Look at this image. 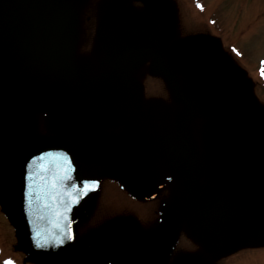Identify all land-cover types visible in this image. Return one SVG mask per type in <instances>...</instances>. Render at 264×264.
<instances>
[{
	"label": "rangeland",
	"instance_id": "1",
	"mask_svg": "<svg viewBox=\"0 0 264 264\" xmlns=\"http://www.w3.org/2000/svg\"><path fill=\"white\" fill-rule=\"evenodd\" d=\"M220 2H222V0H203L204 9L202 8L199 10L197 8L195 9L192 0H181V4L179 3V5H176L174 7L173 20L171 21L172 35L174 39H180L179 41H181L186 40L190 36H195L197 38L190 41V43L193 44V42H195L196 45L200 44L199 46H201L202 44H209V46L212 47L214 51H219L220 44L223 49L222 53L227 58L229 65L240 66L245 71L246 77H251L250 79L254 81L260 80L261 82L262 80L264 85V75H262L261 73L262 78L259 79L256 74L259 62H261L262 59L264 60V0H224V3L222 4H220ZM214 6L215 9L212 8ZM176 9H180L181 17L182 19L184 18L185 21L180 18L179 10ZM170 12L171 10L168 14L169 18H171ZM176 12L178 13V15L176 14ZM154 31L155 34L158 33L157 27ZM87 34L88 37H91L89 36L90 33ZM87 40H92V38H87ZM183 43L186 44V42ZM89 45L90 48L93 47L92 42H90ZM182 48H184L185 52L188 51L186 45H183ZM210 55V51H207L206 56L208 57V61L211 64V67L217 68L218 62L215 58L210 57ZM183 57H185L184 54ZM150 59H153V55L150 57ZM168 63L169 59L167 55L162 53L159 56L155 67H152V64H149V67L146 71V73L150 74L154 71V69H156L159 71L157 73L158 76L149 77V75H146L140 81L139 84L147 85L151 82L150 86H152L153 89H155L156 86H159L155 89V92L158 93L159 91L160 96L161 94L163 96H161L160 98L166 100L168 104L170 103V93L168 91V87L172 86V113L176 117L175 120H179L180 122L182 119L178 115V107L181 106V99L179 98L176 91L173 90V88L176 87L177 82L179 87H181L183 94L186 96V84L184 83L183 79L184 75L180 72L177 73L176 79L170 77V75L166 73L160 72V68L165 67ZM137 72H140V74L145 73L142 68L137 69L135 73ZM253 90V94L251 93V95L257 97V99H259L260 101H264V88H262L259 84L258 88L254 85ZM164 91L166 92V94H164ZM151 95H153V92L150 93L149 91L145 97ZM193 98H195V105L198 107L200 103L199 98ZM147 109L152 111L151 108ZM158 109H160L161 111H165L166 108L161 105ZM158 109L157 112L161 114ZM188 121H193V118L190 117ZM208 121L209 118L207 117H205V119L203 120V122L205 123ZM197 122L199 124H203L206 127V125L201 120H198ZM26 127V121H15L12 125V131H22ZM229 128V125L222 127V129ZM205 131V128L201 125H185L183 128L184 137L186 138L187 142L191 145V149H186L185 146L182 144L174 143L173 145L174 150L177 153L182 152L183 155H179L185 156L183 159L189 161V164H187L188 166H182L180 168L173 167V186L184 187L188 184H192L197 181V191L195 194L196 197L198 195L199 197L197 200L195 197L196 202L193 204V207L189 211L188 215H191L192 213L196 212L201 207V204H203L207 199L225 192V185L223 184L224 176L219 173L215 168V165L217 163L224 161V156H222L221 154L219 157H217L214 153H212L211 149L206 146V135L203 137H199L196 135V133ZM149 134L150 133L146 132L143 134L146 140L149 139ZM105 138V136H98L97 141L100 145L105 144ZM201 138H203V140ZM241 139L242 137L237 135L236 138L233 137L231 139H227L229 143L231 142L230 145H227L226 143H224V145H235L236 143L234 142H239ZM92 143V141H88L87 144L92 145ZM100 155L101 161L106 163L108 153L102 151ZM160 160L163 161L162 165H166L165 170L167 172H169L172 166L175 165L174 162L173 165L169 163L168 156L164 157L163 155H161ZM192 164L194 165L195 169L192 168ZM92 175L99 179V177L97 176V171L94 170ZM104 183L107 187L106 189H101L97 198L98 202L102 203L106 200H111L118 205H120L121 203L131 202L124 190L120 188L118 182H114V180L109 179L104 181ZM202 194L203 198L206 199L204 202H202ZM173 208L177 209V205L173 204ZM130 210H133L134 212H130ZM125 211L128 212V218H130L131 215L135 216V208L129 209L128 206L126 207ZM118 216L119 215H112L106 220L114 219ZM173 216L166 215L162 218L160 216H157L155 219L151 220V225L148 223V220H146L145 217L142 216H138L137 221L140 223V226L143 231L153 230L161 234L165 229L170 228L167 237L173 235V226L179 231L180 229H182L181 232H184L186 234H192L191 229L185 228V225L187 223H190L189 217H184L173 225ZM83 221L84 222L82 223L81 231H79V234L77 235L78 245L87 244L89 237L91 238L93 236L94 232L99 228V225L102 223V221H92L90 219ZM159 237L160 236L158 235V239L156 241L150 240L148 244L150 246L153 245V247L158 246L161 251L162 249L160 246ZM194 239L195 236L190 238L191 241L188 239L186 244L183 246L185 255L189 257H195L197 255L196 252L188 248L190 245L192 247L201 246V242H196V240ZM16 242L17 241L14 235V230L10 226L6 218L3 216L2 211L0 209V249L2 245L5 247V250L3 251L4 261H1L0 259V264H4L5 262H9V264H22V258L24 259L27 256L22 252H16ZM166 248L169 252V263L173 262L174 264H183L186 261V258H175V256H173L172 258L171 249L168 247ZM57 255L58 254H56L55 259L53 257H51V259L56 262L60 261V258H58ZM257 260L264 262V253L261 254V256L257 258ZM38 261V264H40L41 261ZM42 261L44 262V264L45 262H47L45 259Z\"/></svg>",
	"mask_w": 264,
	"mask_h": 264
},
{
	"label": "water",
	"instance_id": "2",
	"mask_svg": "<svg viewBox=\"0 0 264 264\" xmlns=\"http://www.w3.org/2000/svg\"><path fill=\"white\" fill-rule=\"evenodd\" d=\"M12 6V2H8L0 17L1 44L7 42V45L17 47L18 49L19 43L15 32L29 34L36 45L38 42H42L45 38L49 37L48 35H50V33L47 29V22L50 16L39 1H33L31 3L25 2L24 6L27 7L28 11L25 12L18 20L13 19V13L11 12ZM14 58L15 56H12L1 61V64L4 66V73L2 77L0 76V108H2V111L5 114L26 106V101H28L29 97V95L26 97V91H22L21 89H18V91L21 93V98H18V96L16 97L17 93L13 84H18L21 88L26 90L27 83L25 76L23 77V74L21 73L23 71H21L19 66L15 65ZM70 90L72 92H69ZM10 91L16 95H10ZM64 99L66 101L65 114H63L61 117H58V115L55 113V119L61 124H67L64 126L66 128L65 132L72 134L74 132L73 129L75 128V125L70 124V122L74 123V119H77L78 115H81L83 111L81 108L84 107L88 102L93 101L90 93L86 89L76 85L72 81L59 83L52 95L53 108H55V106L58 104H62ZM15 101L18 103L13 108L9 103ZM247 106L248 103L241 101H235L230 104V107L236 110L245 108ZM48 149H53L55 151L54 154L56 158L59 156L64 160H72V163L76 168L75 173L78 177L81 176L85 165L88 162V158L84 152L72 151L48 140L38 138L14 140L9 145L6 152L2 155L0 160V169L3 170L7 175L11 176L12 172L9 171V169L13 167L17 161L26 165L29 160H32L37 155L36 152L38 150L46 151ZM215 203H212L205 209L198 221H200L207 214L208 210ZM4 207L18 228V232L20 233L24 242L28 243L27 239L29 240L30 249L36 253L46 250L47 247H44L43 249L36 248L33 241L31 242V237L34 236V240L35 238L38 240V244H36L38 246L41 244L42 247L43 245L48 246L51 243V238L47 234L48 229L45 225V221L36 219L32 222L31 219L26 218V215H24L23 211L24 206L22 204L7 203L4 204ZM222 219L223 222L221 225H223V227L222 230L217 229L216 231V238L218 239H216V243L219 242V239L221 238L220 231L226 234L228 230L229 233L235 232L237 236L241 235V238H245L243 234H252L255 231L258 232L264 228V217L258 221V224H255L250 220V218L245 217L243 214L240 216H236L235 214H226ZM116 228L117 227L109 228L100 233L98 237L106 238L111 232L115 231ZM31 230L36 234H32ZM221 239L229 240L227 237ZM64 243L66 244L67 242L65 241ZM64 245L59 247L61 248Z\"/></svg>",
	"mask_w": 264,
	"mask_h": 264
},
{
	"label": "snow or ice",
	"instance_id": "3",
	"mask_svg": "<svg viewBox=\"0 0 264 264\" xmlns=\"http://www.w3.org/2000/svg\"><path fill=\"white\" fill-rule=\"evenodd\" d=\"M262 75H264V71H262ZM46 155L51 156V155H53V154L49 153V154H46ZM70 167H71V165L68 164L67 168H65V169L63 170V177H67L68 179H72V177L67 176V169L70 168ZM84 183L87 184V182H84ZM53 186H55V183H54V182H53ZM6 264H9V262H6Z\"/></svg>",
	"mask_w": 264,
	"mask_h": 264
}]
</instances>
